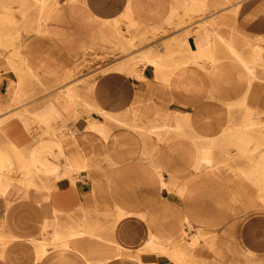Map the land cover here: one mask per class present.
<instances>
[{
  "label": "rangeland",
  "instance_id": "rangeland-1",
  "mask_svg": "<svg viewBox=\"0 0 264 264\" xmlns=\"http://www.w3.org/2000/svg\"><path fill=\"white\" fill-rule=\"evenodd\" d=\"M59 2L0 0V16L7 13V18L0 17V47L8 56L19 58L0 61V68L19 86L23 102L37 94H43L45 99L51 95L46 90L55 89L53 98L71 122L60 124V130L90 135L91 169L101 170L105 180L117 179L118 185L123 181L122 187L131 174L143 183L149 175H158L160 189L165 186L164 176L169 177L175 185L174 190L167 187L170 195L186 201L181 241L196 229L193 208L203 207L206 212L204 208L211 206L194 205L192 201L193 197L206 201L211 196L212 180L225 187L226 181L232 184L234 178L245 177L264 200V127L244 124L249 116L264 119V75L257 71V51H247L248 45L232 35L233 22L238 17L264 19V0H139L140 10L136 12L77 13L76 24L82 27L76 30L89 41L85 51L69 61L25 58L40 51L34 41L42 39L45 43L48 39L49 21ZM167 3L168 12L152 9L153 4L162 8ZM111 16L116 17L103 19ZM141 49L163 57V66H152L146 79L130 73L123 65ZM192 56H202V61ZM154 62L145 56L129 61L127 66L139 64V69L144 70ZM11 63L15 72L7 70ZM238 72H243L244 79ZM196 79L205 88L209 83V99L203 107L196 109L193 101L177 104L179 109L162 106L163 89L172 83L179 87L180 82L181 87L193 88ZM37 88H42V93H37ZM106 112L112 117L108 118ZM126 124L138 130L162 127L157 128V133L130 139ZM63 135L58 141L69 164L70 156L79 147L72 136ZM10 168L8 164L4 166ZM5 180L7 187L0 188V193L7 198L16 194L13 200L8 199L9 212L18 209L21 192L24 196L30 190H39L11 188L8 185L12 179ZM15 227L18 220L0 221V233L8 234ZM49 238L46 234L42 240L53 242ZM149 248L159 250L155 245Z\"/></svg>",
  "mask_w": 264,
  "mask_h": 264
},
{
  "label": "crops",
  "instance_id": "crops-1",
  "mask_svg": "<svg viewBox=\"0 0 264 264\" xmlns=\"http://www.w3.org/2000/svg\"><path fill=\"white\" fill-rule=\"evenodd\" d=\"M59 1L49 21L48 39L45 43L42 39L34 41L40 51L25 58L69 61L85 51L89 41L83 32L76 30L82 27L76 24L77 13L121 14L140 10L139 0ZM153 6V10L170 11L169 3L162 8ZM0 17L7 18V13ZM232 35L236 41L248 45L247 51H257V71L264 75V19L238 17L233 22ZM138 51L137 56L123 64L130 73L146 79L152 66L158 69L163 66L162 56L149 50ZM7 54L0 47V61L19 59ZM145 56L155 62L144 70L139 69V64L127 66L129 61ZM247 56L251 58L250 54ZM242 62L245 63L243 59ZM211 66L215 68L214 64ZM195 68L197 75L199 68L197 65ZM6 72L0 68V188L7 185L6 178H11L8 187L39 190H30L24 196L21 192L16 203L18 209L13 208L12 212L7 211V204L16 194L7 198L0 193V221L18 220L15 231L0 233L5 239L0 244V264H264L263 195L245 177L234 178L232 184L226 181L225 187L212 180V194L206 201L193 197L192 204L211 206L204 208L206 212L203 207L193 208L196 229L191 237L181 241L186 201L170 195L167 187L174 190L175 185L169 177L164 176L166 187L162 189L158 175L153 178L149 175L144 184L131 174V183L126 181L123 187L120 186L123 181L118 185L117 179H103L101 170L89 166L90 135L85 131L66 134L60 130V124L66 126L71 122L65 115L68 113L62 112L53 98L55 89L46 90L51 95L45 99L43 94H37L23 102L19 86ZM237 74L244 79L243 72ZM181 86V82L179 87L178 83H172L163 89L162 106L179 109L177 104L193 101L197 109L209 99L208 81L206 88L197 79L193 88ZM172 100V104L166 105ZM105 115L112 117L108 112ZM247 122L264 127L262 116H249L244 124ZM126 125L130 139L157 133V128L162 127L138 130L135 125ZM61 134L72 136L79 147L70 156L69 164L58 141ZM6 164L12 168L4 169ZM46 234L53 242L42 240ZM151 245L159 250L150 249Z\"/></svg>",
  "mask_w": 264,
  "mask_h": 264
},
{
  "label": "bare ground",
  "instance_id": "bare-ground-1",
  "mask_svg": "<svg viewBox=\"0 0 264 264\" xmlns=\"http://www.w3.org/2000/svg\"><path fill=\"white\" fill-rule=\"evenodd\" d=\"M42 2V1H41ZM228 38H226V40H227ZM226 40H225V42H226ZM229 40V39H228ZM227 40V41H228ZM230 41V40H229ZM229 43V42H228ZM227 43V44H228ZM231 44V43H230ZM233 45V44H232ZM231 45V46H232ZM234 50H236L235 48H233ZM207 57V56H206ZM197 58H198V60H197ZM200 58H202V56L201 57H196V56H192V58L191 59H195V61H202V60H199ZM15 67L13 66V63H11L10 65H9V67H8V65H7V70H13ZM247 123H250V122H247ZM251 124V123H250ZM255 124H258L257 122H255ZM4 236L2 235V234H0V244L2 243V242H4Z\"/></svg>",
  "mask_w": 264,
  "mask_h": 264
}]
</instances>
